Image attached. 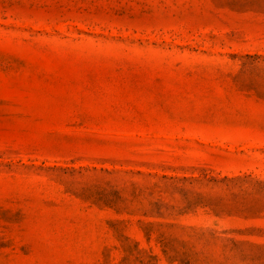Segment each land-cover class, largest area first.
Masks as SVG:
<instances>
[{"label":"rangeland","instance_id":"374dc122","mask_svg":"<svg viewBox=\"0 0 264 264\" xmlns=\"http://www.w3.org/2000/svg\"><path fill=\"white\" fill-rule=\"evenodd\" d=\"M0 264H264V0H0Z\"/></svg>","mask_w":264,"mask_h":264}]
</instances>
